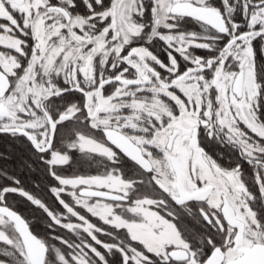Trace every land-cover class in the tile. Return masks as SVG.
Instances as JSON below:
<instances>
[{
	"label": "snow or ice",
	"instance_id": "obj_1",
	"mask_svg": "<svg viewBox=\"0 0 264 264\" xmlns=\"http://www.w3.org/2000/svg\"><path fill=\"white\" fill-rule=\"evenodd\" d=\"M0 264H264V0H0Z\"/></svg>",
	"mask_w": 264,
	"mask_h": 264
},
{
	"label": "flooded vegetation",
	"instance_id": "obj_2",
	"mask_svg": "<svg viewBox=\"0 0 264 264\" xmlns=\"http://www.w3.org/2000/svg\"><path fill=\"white\" fill-rule=\"evenodd\" d=\"M186 27H188L189 29H195V25L189 23ZM245 167H247V165H245Z\"/></svg>",
	"mask_w": 264,
	"mask_h": 264
}]
</instances>
